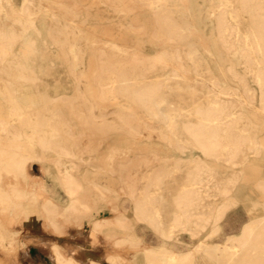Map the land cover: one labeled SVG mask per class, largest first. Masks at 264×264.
Instances as JSON below:
<instances>
[{
  "label": "bare ground",
  "instance_id": "obj_1",
  "mask_svg": "<svg viewBox=\"0 0 264 264\" xmlns=\"http://www.w3.org/2000/svg\"><path fill=\"white\" fill-rule=\"evenodd\" d=\"M129 1L97 0V6L123 16H137L136 6L147 9L153 37L166 46L148 52L137 36L127 41L126 33L115 36L119 42L98 40L83 34L80 25L55 18L90 16V11L46 14L35 0H0V251L22 247L23 232L10 229L7 216L38 212L56 235L72 225L81 230L87 222L92 235L115 237L116 244L135 249L142 243L134 225L147 224L165 242L142 248V258L130 260L135 264H264V133H259L264 130V0H205L214 27L211 43L204 40L201 48L193 42L179 44L201 25L192 17L191 0ZM45 14L52 16L45 26L51 41L46 48L68 66L70 93L22 90L24 82L43 79L27 59L37 54L29 34L41 33L38 17ZM141 22L118 23L125 32L138 34L147 29ZM204 52L216 53L218 59L203 66L201 60L208 59ZM225 55L236 58L256 88L236 64L223 65ZM185 101L187 111L181 105ZM65 111L75 123L65 119ZM117 131L129 141L144 136L163 144L149 143L120 157L125 150L117 141L105 155L93 156L94 142L85 139ZM194 150L199 154L188 155ZM34 162L37 173L30 168ZM92 162V173H102L104 180L81 169L82 163ZM28 179L37 180V189H26ZM123 196L133 202L131 216L121 210ZM239 202L256 218L224 245L202 241L184 250L172 248L179 232L217 234L227 211ZM38 236L50 245L54 264H104L103 257L83 258L85 246H78L73 257L59 243ZM117 258L107 255L104 261L122 264Z\"/></svg>",
  "mask_w": 264,
  "mask_h": 264
},
{
  "label": "rangeland",
  "instance_id": "obj_2",
  "mask_svg": "<svg viewBox=\"0 0 264 264\" xmlns=\"http://www.w3.org/2000/svg\"><path fill=\"white\" fill-rule=\"evenodd\" d=\"M58 1H60L62 5L56 3ZM76 1L81 3L82 5L72 6L71 4ZM35 2L39 5L45 6L44 9L46 14H49L50 12H58L61 10L77 11L80 13L90 11V16L85 14H63L55 18L61 21H66V25H80L84 30H86L83 32V34H85L86 32L91 33V35L94 34L98 38V40H115L119 42L120 40L115 38V36L119 35V33H126L125 35L128 37L127 39H130L127 41L132 42V40H135V37L137 36L139 39H141L143 46L148 52H153L157 48L167 45V42L163 41L162 39H157L153 37V25L151 22V16H148V10L144 9L141 6H136L134 8V10L138 13L137 16H123L116 15L113 12V9L111 8H106L102 5L97 6V0H35ZM129 2L134 5L135 3H137V1L134 0H131ZM87 3H91V7H85L87 6ZM207 4L208 1H206L205 3V0H191L192 17H194L198 22H200L201 25L199 26L198 33L190 35L187 39L180 41L179 44L181 46L188 42H193L196 46H198V48H201L202 41L205 40L208 43H211L210 34L212 28L214 27V24L209 19L211 9H206ZM46 14L38 17V19L42 23L41 25L44 26V28H42L41 30V33L36 34L34 32H30L29 34L31 37L34 38L36 42L37 54L35 56H29V58L27 59V65L34 68V73L38 76L43 77V79L38 80L35 84H32V82H24L22 90L28 93L35 92L37 90L46 91L51 96L57 94V90L70 93L72 92L71 84L73 82L69 76L68 66L62 61L59 56H57L55 53H52L49 48H46V44H49L51 41L48 37L47 31L45 30V26L47 25V22L52 19V16ZM134 19H140L142 21L141 24L146 26L147 29L140 31L138 34H136L134 32H125V28L119 26V21ZM72 20L78 22V24L70 23V21ZM61 25H64V23H61ZM110 30L112 32V36H110ZM201 35L203 36L202 38L199 37ZM80 43L81 49L84 50V40L82 39ZM204 56L208 57V59L206 60L205 58L204 60H201L200 63L203 66H205L208 61H214L215 59H218L216 57V53H214V56H212L208 55L207 52H204ZM221 62H223V65L228 64L229 62H233L234 64H236L237 70L241 74L246 75L247 82L249 83V85L253 88H256V85L251 75L247 74L243 70L242 65L237 64L238 61L235 57H233L232 55H225L222 57ZM215 76L219 80V82H222L221 74L216 72ZM178 96L179 95L175 94L174 98L177 99ZM182 96L185 97L184 99L189 98L188 94L186 93L182 94ZM181 105L182 107L184 106V111H187L189 109V104H187V101H185V103H182ZM107 116L110 117L109 114H107ZM140 116H142V118L145 117L143 113H141ZM65 119H70L72 123L76 122L74 119H72L71 113L67 111H65ZM163 131L166 134L168 133L167 130ZM259 133L263 134L264 130L259 131ZM98 139H104L105 141L99 145V143H96ZM85 141L94 142V144H91L90 148L94 151L92 155L98 157L108 153L111 148L109 145L115 144L117 141L123 145L122 148L125 150V152H123L120 157L129 156L131 152L137 151L139 148H143L149 143L163 144V141L161 139H145L144 136L139 137L134 141L131 139L129 141V138L126 133L121 131L114 132L112 134H109L108 136L100 135L91 138L88 137L85 139ZM128 142H131L133 144L129 145ZM88 145L89 144H85L81 147L84 146L86 148V146ZM159 147L160 149H165L162 146ZM191 154L197 155L199 153L196 150H194L193 152H188V155ZM93 164L94 163L92 162V164L90 163L91 166H87L82 163L81 169L83 171H85V169L90 170V172H88V176H94L100 181L104 180L105 176L102 173H92L96 169ZM38 167L39 165L35 162L30 165V168L36 173L38 172ZM27 182V190L37 189V180L28 179ZM244 182H247V180ZM248 184L251 185V183ZM219 200L220 199H218L217 202ZM258 211L262 212V208H260V210ZM251 217L252 212H248L246 204L243 202H239L237 205L233 206L227 211L226 216L221 222V230L219 233L215 235H210L209 230H206V232L204 231L203 233H200L197 237H191L189 236L188 232H179L180 242H178L179 244L175 246V249L184 250L193 246L195 247L202 241H209L213 245H224L226 243L227 238H229L230 236L238 235L242 226L250 222L252 219L256 218L255 216H253V218L251 219ZM6 225L14 231H22L23 235L22 238H20V240L22 241L21 248H11L10 251L7 253H3L0 251V258L2 259V261H4V264H54V261L50 256V245H46V243L44 244L43 238H39L38 235L46 237L47 243L49 244L51 242L59 243L62 246L64 253L73 257L79 254L77 253V249H79L78 246H85L87 250L84 253L81 252V256L83 258H88L90 254L95 257H99L100 259L103 257L101 261L104 262V264H110L104 261V258L107 255L118 256L117 260H119L122 264H135V262H130V260H134L140 255L139 251L135 250V248L129 247L126 249H122V245L116 244L117 239H115V237L105 239L93 236L94 239L92 240L90 238V224L87 222L83 224L81 230H77L75 227L73 228L72 225V230H70V227L68 231L64 234L56 235L51 232V229L46 223L45 218L42 216V214L40 215L37 212V215L34 214L33 216H28L27 214H24L22 212V214L19 216H7ZM137 230L143 236L145 243L149 246L155 245L159 242H165L161 237H159L145 225L138 226ZM69 242H71V244Z\"/></svg>",
  "mask_w": 264,
  "mask_h": 264
},
{
  "label": "crops",
  "instance_id": "obj_3",
  "mask_svg": "<svg viewBox=\"0 0 264 264\" xmlns=\"http://www.w3.org/2000/svg\"><path fill=\"white\" fill-rule=\"evenodd\" d=\"M177 180H180V178H176ZM143 183H145V181H143ZM170 183H181V181H170ZM119 204H120V207H121V210H122V212H123V214L124 215H132V209H133V202L131 201V199L129 198V197H125V196H123L121 199H120V201H119ZM224 219V218H223ZM222 219V220H223ZM140 225H145L147 228H149V229H151L155 234H157L150 226H148L147 224H145V223H141V222H139V223H135V225H134V232L138 235V237H139V239H140V241H141V245H140V247L139 248H136L135 250H137V251H139V253H140V255L137 257V258H142L141 256H142V251H141V249L142 248H144V247H149V248H152V247H156V245H157V243L155 244V245H152V246H149V245H147L146 243H145V241H144V239H143V236L138 232V230H137V228H138V226H140ZM218 233L220 232V230H221V223H219V226H218ZM158 235V234H157ZM94 235H92L91 234V232H90V238L93 240L94 239V237H93ZM159 236V235H158ZM179 238H178V240H177V242H176V244L178 245L179 243ZM176 245V246H177ZM123 247H122V249H126V248H129V245L128 244H123L122 245ZM174 250H175V247H172ZM123 251V250H122ZM199 259H200V257H198ZM196 264H199V263H196ZM206 264H212V262H210V260H207V262H206Z\"/></svg>",
  "mask_w": 264,
  "mask_h": 264
}]
</instances>
